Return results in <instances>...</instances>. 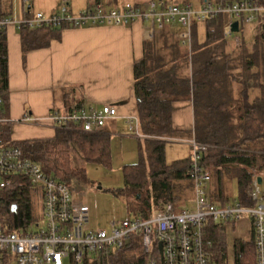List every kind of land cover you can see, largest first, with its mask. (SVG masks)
<instances>
[{
  "label": "trees",
  "instance_id": "obj_1",
  "mask_svg": "<svg viewBox=\"0 0 264 264\" xmlns=\"http://www.w3.org/2000/svg\"><path fill=\"white\" fill-rule=\"evenodd\" d=\"M242 0H226L233 4ZM94 0L92 4L100 3ZM264 5V0H247ZM230 21L227 13L203 21L205 40L198 42L192 26L191 47L165 29L144 48L143 58L134 64L133 93L138 124L140 156L137 163L123 167L124 184L112 189L124 198L131 220H145L166 204L174 211L193 196L189 175L191 158L166 163L165 147L170 140L194 138L207 146L201 165L209 172L208 197L216 204L228 201V187L236 181L241 203H251V183L264 173V21L259 22L252 46L243 39L229 42L223 31ZM64 26L20 29L23 50L47 46L60 37ZM5 30L0 31V146H14L37 162L43 172L69 185L90 182L84 166L72 163V155L85 163L110 167L111 133L102 126L84 132L77 124L56 128L49 138L13 140L8 109V55ZM190 52V54H189ZM237 88V90L235 89ZM80 86L69 90L63 108L83 107ZM191 100L194 109L192 131L172 123L173 103ZM38 188L20 175L0 190V221L6 231L19 230L35 222L29 197ZM212 242L213 264H230L223 227L209 223L206 232ZM154 245L156 239L152 236ZM140 234H130L120 249H108L83 264H148ZM233 264H255L252 237L234 244Z\"/></svg>",
  "mask_w": 264,
  "mask_h": 264
},
{
  "label": "built area",
  "instance_id": "obj_2",
  "mask_svg": "<svg viewBox=\"0 0 264 264\" xmlns=\"http://www.w3.org/2000/svg\"><path fill=\"white\" fill-rule=\"evenodd\" d=\"M226 0H201L198 7L191 3H168L149 0L144 7L126 2L108 8L100 3L72 12L65 0L56 12L41 11L32 16L14 20L0 16V31L12 25L17 29H35L43 26L86 27L102 24L127 25L135 20L147 22L146 39L164 26L178 24L182 30L177 38L190 41L191 27L197 21H205L219 14L232 17L223 31L233 35L231 23L238 21V28L258 20L264 21V5L250 4L247 0L226 4ZM238 41V39L236 40ZM117 116V108L105 104L100 108L72 107L66 111L52 110V124L59 128L77 124L84 132H94L105 122ZM0 121H2L0 119ZM128 129L138 135L135 113L127 117ZM193 149L189 175L193 181V196L174 211L166 204L145 220L109 222V229L91 228L88 225L89 208L83 201L73 198L74 189L63 181L45 174L41 166L21 154L14 146H0V190L20 175L39 189L42 219L29 223L19 230L6 231L0 223V264H83L108 249H120L130 234H140L144 251L149 255L148 264H213L210 257L212 242L206 236L209 223L239 219L248 215L255 252V264H264V195L255 179L248 190L251 203L235 201L233 204H216L208 197L209 172L201 165L207 146L195 139L188 140ZM157 243L153 242V236ZM159 245L161 250H159Z\"/></svg>",
  "mask_w": 264,
  "mask_h": 264
},
{
  "label": "crops",
  "instance_id": "obj_3",
  "mask_svg": "<svg viewBox=\"0 0 264 264\" xmlns=\"http://www.w3.org/2000/svg\"><path fill=\"white\" fill-rule=\"evenodd\" d=\"M61 1L0 0V16L19 20L32 16L38 11L52 14L58 10ZM65 1L72 12H78L94 2V0ZM101 3L108 8L121 6L116 0H101ZM183 3L189 2L186 0L180 2ZM230 20H232L231 16ZM202 22L194 23L196 38L197 24ZM146 28L147 22L140 20L127 25L65 27L60 31V37L52 39L47 46L23 50L20 29L12 25L8 26L4 31L9 88L5 121L10 124L11 138L24 140L52 137L57 127L50 121V112L66 111L63 108L65 94L71 88L80 86L84 107L100 108L110 104L117 108V116L108 119L104 125L111 133L110 167L89 163L86 167V175L90 182H96L89 177L90 170L104 169L107 173H118L112 177V180L119 181L117 188L122 187L123 167L137 163L140 156L139 137L129 131L127 117L135 113L134 64L143 58L144 48L152 47L153 43L146 39ZM164 29L172 33L175 39H178L176 36L182 30L178 24L166 25L162 30ZM191 37L189 43H183L178 39L187 46L188 51L191 47ZM172 123L177 129L193 130L194 109L191 100L173 103ZM190 139L175 141L187 142ZM104 178L110 180L106 174ZM262 181L263 178L261 183ZM75 191L76 189L73 193L74 200L83 201L88 205V225L91 228H101L91 225L89 203L84 195ZM234 201L241 202L238 198ZM110 220L117 222L115 216H110L107 225ZM123 222L124 220L121 221Z\"/></svg>",
  "mask_w": 264,
  "mask_h": 264
},
{
  "label": "rangeland",
  "instance_id": "obj_4",
  "mask_svg": "<svg viewBox=\"0 0 264 264\" xmlns=\"http://www.w3.org/2000/svg\"><path fill=\"white\" fill-rule=\"evenodd\" d=\"M63 1V0H62ZM61 1V2H62ZM118 4L122 5L126 2L129 3H141L138 4L141 7H144L145 4L149 0H116ZM168 3H180L185 0H164ZM191 3L194 7H198L200 5L201 0H186ZM214 1V0H213ZM60 2V4H61ZM106 2V1H105ZM59 4V5H60ZM91 5V4H90ZM259 25L258 20L254 21L250 24H242L241 29L234 33L229 42H236L237 39H243L245 44L248 47L252 46L253 40L255 38L256 29ZM197 41L203 42L205 40V24L198 23L197 24ZM157 34V33H156ZM154 34V36H156ZM237 90V88H235ZM193 153V149L191 145L187 142H180L175 140H170L166 143L165 147V156L166 163L171 164L175 161H179L182 159H186L188 157L191 158ZM72 163L77 166H84L85 168L89 163H85L79 157H76V154L72 155ZM104 174L109 177L105 179ZM118 173H107L104 169L100 170H90L89 177L96 182H89L84 184H73V189H76L75 193L84 195L85 199L89 203L90 207V217H91V225L94 227H101L104 229H109V225H107V219L110 216H115L117 220L116 223H121V221L125 219H133L132 215H128L127 206L124 201V198L118 197L112 193V189L117 188L119 181L112 180V177ZM121 174V171H120ZM122 182V181H121ZM209 182V179L207 180ZM124 183H122L123 185ZM208 184V183H207ZM263 195H264V177L263 181L260 185ZM239 196L238 187L236 181H233L228 187L227 197L228 202L226 204H233ZM29 197L32 204V215L38 217L37 220L42 219V207H41V196L35 193V189L30 187ZM264 203V200H263ZM189 204V202H187ZM122 219V220H121ZM2 224V222L0 221ZM219 226L223 227L226 237V245L227 252L229 256L230 264H233V252H234V244L238 241H249L251 239V223L248 215H242L239 219L234 221L228 220L223 222H216ZM3 225V224H2ZM64 264H70L69 260H64Z\"/></svg>",
  "mask_w": 264,
  "mask_h": 264
},
{
  "label": "water",
  "instance_id": "obj_5",
  "mask_svg": "<svg viewBox=\"0 0 264 264\" xmlns=\"http://www.w3.org/2000/svg\"><path fill=\"white\" fill-rule=\"evenodd\" d=\"M231 30L233 32H238L239 28H238V21L237 20H235V21H233L231 23ZM257 181H258V183H261V177H258ZM159 250H161V246L160 245H159Z\"/></svg>",
  "mask_w": 264,
  "mask_h": 264
}]
</instances>
